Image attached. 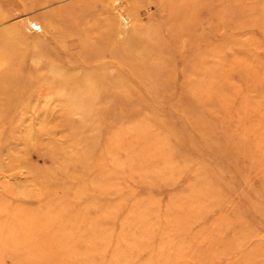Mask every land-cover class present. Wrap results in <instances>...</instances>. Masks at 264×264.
<instances>
[{
  "label": "rangeland",
  "instance_id": "rangeland-1",
  "mask_svg": "<svg viewBox=\"0 0 264 264\" xmlns=\"http://www.w3.org/2000/svg\"><path fill=\"white\" fill-rule=\"evenodd\" d=\"M0 264H264V0H0Z\"/></svg>",
  "mask_w": 264,
  "mask_h": 264
}]
</instances>
